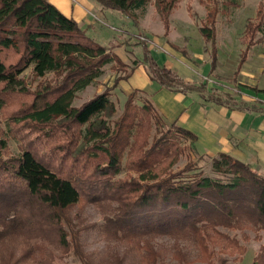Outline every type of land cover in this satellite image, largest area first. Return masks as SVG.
<instances>
[{
	"label": "trees",
	"instance_id": "16d2710c",
	"mask_svg": "<svg viewBox=\"0 0 264 264\" xmlns=\"http://www.w3.org/2000/svg\"><path fill=\"white\" fill-rule=\"evenodd\" d=\"M150 1L166 17L179 0H95L101 9L119 11L133 23L137 10ZM260 14L252 38L254 31L264 30V9ZM215 18L201 26L206 39L215 36ZM88 27L50 0H0V231L41 226L33 246L43 251L33 263L53 264L55 248L48 249L53 242L62 253L91 264L77 228L86 218L70 211L92 204L103 212V221L85 227L99 226L106 239L125 244L123 255L109 253L110 264H126L127 257L157 264L160 251L153 239L161 234L192 239L196 258L209 264L215 244L245 251L219 226L264 228L263 173L226 152L213 160L217 175L198 171V160L191 158L197 134L175 121L167 124L150 98L139 103L137 88L123 109L111 97L116 81L73 104L106 64H127L132 73L142 61L160 86L197 90L217 103L230 101L206 81L195 83L158 64L146 55L147 44H142L144 59L128 64ZM10 138L17 142L16 151ZM187 150L188 162L175 168ZM175 247L182 261L184 252ZM15 261L0 253V264ZM253 264H264V243Z\"/></svg>",
	"mask_w": 264,
	"mask_h": 264
},
{
	"label": "rangeland",
	"instance_id": "374dc122",
	"mask_svg": "<svg viewBox=\"0 0 264 264\" xmlns=\"http://www.w3.org/2000/svg\"><path fill=\"white\" fill-rule=\"evenodd\" d=\"M261 9H264V0H179L177 5L164 17L154 3L150 1L143 11L137 10V23H133L131 20L128 34H124L125 36L122 38L125 39L126 37L129 45L133 43L147 44L150 50L146 55H152L158 64L172 63L171 68L177 70L182 77L195 83L206 81L208 87L216 88L230 101L228 103L233 105L231 102L235 99L244 101L242 97L245 93L243 91L244 86L250 85L257 79L264 86V38L257 41L258 37L264 35V30H256L254 31L255 37L252 38L251 36L255 23L262 16L260 14ZM212 13L213 15H211ZM214 15L216 17L215 36L213 39H206L201 26L209 24ZM94 21L98 26L104 27L112 33L116 32L118 35H123V31L118 27L119 22L109 18L105 19V17H96ZM253 23L254 25H252ZM95 36L96 38L99 37L98 35ZM141 48L143 55L141 53L139 57L144 59L146 55L143 46ZM135 57L137 58V56ZM147 65L148 63L143 61L145 70H147ZM29 70L25 71L26 75ZM131 74V67L127 64L122 67H117V65L113 67L112 63L106 64L103 71L95 77L97 82L90 83L84 89L79 90L73 104L80 105L95 93L114 84L115 81L117 84L112 88L111 97L119 109H123L127 95L136 88L139 91L134 94V97H139V103H141V98H151V91L148 90V87L144 88L143 85L145 75L142 70L138 69L132 77ZM52 75L49 73L48 78H51ZM116 77L119 79L116 80ZM130 77L131 79H129ZM36 85L37 81H33L31 84L32 87ZM139 85L143 86L134 87ZM248 90L251 94L257 93L253 88ZM196 93L200 94L199 92ZM249 103L253 102L249 101ZM171 122L173 121L166 119L167 124ZM9 142L12 150L16 151L18 147L16 140L10 138ZM188 142L189 139L184 140L183 143L188 144ZM187 152L188 150L174 164L175 168L188 162ZM220 153L211 155L206 150L201 151L196 148L193 150L191 158L198 160V171L217 175L216 171L213 170V160ZM77 207L73 208L70 214L75 215L79 212L86 218L77 224V228L80 232L81 249L91 264H110L109 253L118 252L123 255L125 251L123 242L106 239L99 226L85 227L89 223L102 222L103 212L92 204L85 205L83 209H80L82 211H79ZM75 220L78 221L77 218ZM22 225L26 226L25 224ZM36 227L39 230L42 229L41 226L36 225ZM219 229L232 237H236L238 242L244 246L245 251L222 250L219 244H215L212 263L253 264L255 255L264 243V228L219 226ZM39 230H34L30 224L27 231L16 229L15 233L10 232V228L0 231V253L15 259L14 264H36L32 260L35 257L40 258V253L43 251L41 248L33 246L35 241L38 242L35 235ZM51 243L48 249L53 250L55 248V254L52 258L53 264H83V260L78 256L62 253L53 242ZM153 243L160 251L157 264H209L201 258H196L198 255L197 245L188 237L178 239L168 234H161L153 239ZM178 244L185 255L182 261L179 260L176 252L175 245ZM125 259L126 264H143L132 257ZM44 262L48 263L46 260Z\"/></svg>",
	"mask_w": 264,
	"mask_h": 264
},
{
	"label": "crops",
	"instance_id": "0c3cea01",
	"mask_svg": "<svg viewBox=\"0 0 264 264\" xmlns=\"http://www.w3.org/2000/svg\"><path fill=\"white\" fill-rule=\"evenodd\" d=\"M50 1L66 15L89 26L91 35L95 38V35H98V40L112 46V50L128 64L136 59L134 56L138 59L141 53L143 55L142 45L135 43H133L135 45H129L126 37L122 38L124 32L125 35L128 34L127 29L124 28H130L129 22H131L123 13L101 9L95 0ZM96 17H105V19L119 22L118 27L123 31V35L114 34L98 26L94 21ZM164 65L173 66L172 63ZM138 69L145 75L144 88H149L150 99L165 119L177 121L197 134L196 148L201 151L206 150L211 155L218 152L229 153L252 164L256 170L264 174V86L258 79L243 87L244 101L235 99L231 105L228 102L217 103L202 96L203 94L197 90L183 92L160 86L149 77L147 70L143 67V61L136 66L131 77ZM249 88L255 89L257 93L251 94ZM249 101L256 105H251Z\"/></svg>",
	"mask_w": 264,
	"mask_h": 264
}]
</instances>
